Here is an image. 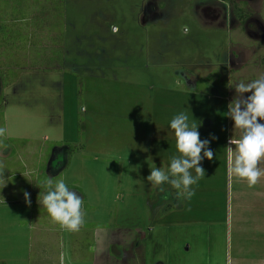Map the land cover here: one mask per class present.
<instances>
[{"label": "rangeland", "instance_id": "obj_1", "mask_svg": "<svg viewBox=\"0 0 264 264\" xmlns=\"http://www.w3.org/2000/svg\"><path fill=\"white\" fill-rule=\"evenodd\" d=\"M60 1L0 0L14 12H37L33 44L41 50L31 59L9 52L6 63L23 61L0 67V127L7 129L0 264H228L236 249L225 163L226 119L234 124L228 89L264 74L262 42L254 39L264 34L256 25L257 18L264 24V0L248 1L253 40L246 47L256 50L233 81L220 72L231 42L245 33L216 20L219 8L203 11L215 0ZM181 112L214 153L201 162L206 175L191 200L147 180L151 168L167 172L179 155L170 122ZM38 157L40 175L23 166ZM49 176L82 194L79 232L61 229L41 204L40 182Z\"/></svg>", "mask_w": 264, "mask_h": 264}, {"label": "clouds", "instance_id": "obj_2", "mask_svg": "<svg viewBox=\"0 0 264 264\" xmlns=\"http://www.w3.org/2000/svg\"><path fill=\"white\" fill-rule=\"evenodd\" d=\"M113 31L118 29L113 27ZM234 87L237 96L229 104L227 115L234 120V128L240 130L242 135L238 139L229 138L228 171L230 176L245 180L249 188H254L264 177V168H261L264 164V123L260 122L264 121V74L249 83L239 82ZM245 93L251 95L245 97ZM188 120L183 112L171 120L170 127L175 133L179 155L171 157L167 172L162 168H151L147 180L161 192L165 191L164 185H169L176 190L177 197L191 200L195 195L193 185H197L206 175L201 162L205 158L212 160L214 153L209 147L210 141L201 140L198 126L195 123L190 125ZM6 132L5 127H0V144L6 138ZM231 145H235V148ZM4 171V165L0 163V179H4ZM40 186L47 190L42 204L52 222L69 232H79L85 223L82 197L72 191L63 179L54 183L53 178L45 177ZM24 196L30 205L29 193L25 192Z\"/></svg>", "mask_w": 264, "mask_h": 264}, {"label": "crops", "instance_id": "obj_3", "mask_svg": "<svg viewBox=\"0 0 264 264\" xmlns=\"http://www.w3.org/2000/svg\"><path fill=\"white\" fill-rule=\"evenodd\" d=\"M248 3L249 0H242ZM18 5V3L16 4ZM16 8V7H15ZM220 9L222 11V17L217 13L214 17L222 20L223 24H230L231 29L239 31L240 34L245 33V37L242 36L237 39V43L234 44L231 42L229 58L230 62H225L224 69L227 68V72H220L222 77L225 75L230 80L233 81L234 77H242L245 75L242 71L248 64L251 62L250 52L256 50V47H253L251 44L249 47L253 49H249L246 47L249 39H252V35L250 34V30L245 28L239 22L232 24L235 20L234 14L232 12V7L230 0H215L213 4H206V7L203 11L207 10L209 14H211L212 9ZM263 11V10H261ZM261 11L259 12L260 16ZM37 12H34L30 7H26V11L18 8V11L14 12V10L10 7L0 6V24L2 27V32H4V37L0 36V39L4 40L1 47L7 48V45L11 48V50H1L0 53V62H7L9 52L12 55H20L25 58V55L29 59L30 53L36 54L41 53V50L37 49V45L33 44L35 41V35L40 31V28L36 25L35 16ZM220 17V18H219ZM263 18V17H262ZM264 19V18H263ZM261 21V20H260ZM263 24V22H261ZM258 24V25H257ZM256 25L259 26V23L256 22ZM252 27V26H251ZM249 26V29L251 28ZM5 28V29H4ZM264 31V24L261 28ZM255 34H258L257 31H254ZM260 33L258 34V36ZM248 38V42L246 40ZM256 41H261V48L264 51V34L260 35L257 38L254 37ZM7 41V43L5 42ZM259 47V48H260ZM36 48V50H35ZM28 49V50H27ZM32 49H34L32 51ZM9 50V51H8ZM252 50V51H251ZM8 51V52H7ZM252 52V53H254ZM250 56L248 61H245V55ZM22 60H15L9 63L17 64L18 62H22ZM244 64V65H243ZM264 64V62H263ZM236 65H239L238 68H235ZM15 66V65H13ZM229 84V83H228ZM232 86V85H231ZM5 88V86H4ZM4 88L2 91V95L4 92ZM231 99H235L237 93L235 88L228 89ZM245 97L249 96V93L244 94ZM229 108V107H228ZM263 123L262 121H260ZM234 127V124L231 125V120L229 118L226 119V137L227 142L229 138L234 137L236 139L240 138L242 135L240 130L232 131L231 127ZM235 148V145H231ZM30 153L33 151H29ZM10 154V151L5 152V150L1 149V155L6 156ZM32 154V153H31ZM33 155V154H32ZM216 155V153H215ZM40 157H38V163H31L26 158L23 162V166L29 168V172H34V174L40 175L41 172H45L43 170V166L39 164ZM226 168H227V191H228V218L230 224L233 225V231L236 236V249L235 254L230 255L228 259V264H264V177H261L260 182L254 187L249 188L247 185V181L239 180L234 175L230 176L228 171V153L226 155ZM217 163L213 161V165L215 166ZM53 162L46 163V170L49 171L50 167H52ZM213 166V168H214ZM261 168H264V164L261 165ZM50 172V171H49ZM46 173V172H45ZM36 178H34V182L32 184L35 185ZM30 181V180H29ZM31 182V181H30ZM30 187H32L30 185ZM42 188V187H41ZM34 188L32 187L31 191ZM75 191L78 195L82 197V194L77 190ZM24 194V193H22ZM25 197L24 195H21ZM39 198V199H38ZM37 201L41 200V197H38ZM42 204V200H41ZM231 248V247H230ZM230 253V252H229Z\"/></svg>", "mask_w": 264, "mask_h": 264}, {"label": "trees", "instance_id": "obj_4", "mask_svg": "<svg viewBox=\"0 0 264 264\" xmlns=\"http://www.w3.org/2000/svg\"><path fill=\"white\" fill-rule=\"evenodd\" d=\"M52 2H53V0H51ZM60 1V0H59ZM61 2V1H60ZM62 6V5H61ZM60 9H62V7H60ZM234 12H235V16L238 18V19H240L241 21H245L246 20V18L250 15V12L248 11V10H243V8L239 5V3H237V2H235L234 3ZM2 16L0 15V18H1ZM2 27H4L2 24H0V36H2V37H4V38H6L5 36H4V32H2ZM5 29V28H4ZM3 39L1 40L0 39V53H1V50H4L5 51V47L4 48H2L1 47V45H2V43H3ZM45 49H47V48H45ZM7 50V49H6ZM28 50V49H27ZM34 49H32V51H33ZM44 50V49H43ZM50 53L52 52V51H49ZM44 54H47V53H44ZM7 64H9V63H6V62H0V67L2 66V67H7ZM12 65H17V64H13V63H11ZM10 64V65H11ZM47 65H49L48 63H46ZM52 64H56V63H52ZM30 65H31V63H30ZM33 65V64H32ZM3 85H4V82H3ZM0 97H2V95L0 96ZM0 101H1V98H0ZM1 103V102H0Z\"/></svg>", "mask_w": 264, "mask_h": 264}, {"label": "flooded vegetation", "instance_id": "obj_5", "mask_svg": "<svg viewBox=\"0 0 264 264\" xmlns=\"http://www.w3.org/2000/svg\"><path fill=\"white\" fill-rule=\"evenodd\" d=\"M235 2H237V3H239V5L243 8V10H248V3H246V2H244V1H242V0H238V1H234V0H230V3H231V7H232V12H233V14H234V21L232 22V24H234V23H236V22H239L240 24H242L245 28H248V30H250L249 29V23H248V21H249V19H250V17H252V14H251V12H250V14L251 15H249L247 18H246V20L245 21H241L240 19H238L236 16H235V12H234V3ZM257 20V22L259 23V25L261 26V27H263V24L261 23V21L259 20V18H257L256 19ZM259 34V33H258Z\"/></svg>", "mask_w": 264, "mask_h": 264}]
</instances>
